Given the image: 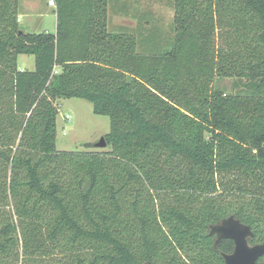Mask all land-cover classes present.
Segmentation results:
<instances>
[{
	"label": "trees",
	"instance_id": "1",
	"mask_svg": "<svg viewBox=\"0 0 264 264\" xmlns=\"http://www.w3.org/2000/svg\"><path fill=\"white\" fill-rule=\"evenodd\" d=\"M168 1L171 49L141 53L110 0H54L55 34L0 0V264H226L230 216L264 242V0ZM69 99L109 117L111 151H57Z\"/></svg>",
	"mask_w": 264,
	"mask_h": 264
},
{
	"label": "rangeland",
	"instance_id": "2",
	"mask_svg": "<svg viewBox=\"0 0 264 264\" xmlns=\"http://www.w3.org/2000/svg\"><path fill=\"white\" fill-rule=\"evenodd\" d=\"M21 15L20 27L26 33H56L57 16L55 7L49 5V0H32L31 4L26 5V13L21 11ZM174 17L173 4L168 0H110L108 28L110 33L135 35L138 51L141 53L142 49L160 53L172 47ZM217 43L220 44V41ZM18 68L35 70V58L19 56ZM236 80L220 79L218 84L226 93H235L239 90L235 87ZM57 106V151H111L109 146L96 147L110 132L109 117L94 114L93 106L81 99L62 100Z\"/></svg>",
	"mask_w": 264,
	"mask_h": 264
},
{
	"label": "water",
	"instance_id": "3",
	"mask_svg": "<svg viewBox=\"0 0 264 264\" xmlns=\"http://www.w3.org/2000/svg\"><path fill=\"white\" fill-rule=\"evenodd\" d=\"M96 147L106 148L105 138H102ZM210 235L216 237L215 248L225 240L234 242V251L231 254H222L226 264H258L259 259L264 256V242L251 245L250 240L255 236L252 228L241 223L234 216L212 226Z\"/></svg>",
	"mask_w": 264,
	"mask_h": 264
},
{
	"label": "crops",
	"instance_id": "4",
	"mask_svg": "<svg viewBox=\"0 0 264 264\" xmlns=\"http://www.w3.org/2000/svg\"><path fill=\"white\" fill-rule=\"evenodd\" d=\"M32 3V0H20V12H19V17H18V21L19 24L22 22V15H21V11L26 13V5H29ZM52 7V6H51ZM37 13V11L35 12V14ZM34 15V14H33ZM55 34V33H54ZM19 59V58H18ZM59 68H57L58 70ZM20 70V68H19ZM20 71H24V70H20ZM34 71V70H33Z\"/></svg>",
	"mask_w": 264,
	"mask_h": 264
},
{
	"label": "built area",
	"instance_id": "5",
	"mask_svg": "<svg viewBox=\"0 0 264 264\" xmlns=\"http://www.w3.org/2000/svg\"><path fill=\"white\" fill-rule=\"evenodd\" d=\"M49 5L54 7L55 6L54 0H49Z\"/></svg>",
	"mask_w": 264,
	"mask_h": 264
},
{
	"label": "flooded vegetation",
	"instance_id": "6",
	"mask_svg": "<svg viewBox=\"0 0 264 264\" xmlns=\"http://www.w3.org/2000/svg\"><path fill=\"white\" fill-rule=\"evenodd\" d=\"M216 238V237H215Z\"/></svg>",
	"mask_w": 264,
	"mask_h": 264
}]
</instances>
